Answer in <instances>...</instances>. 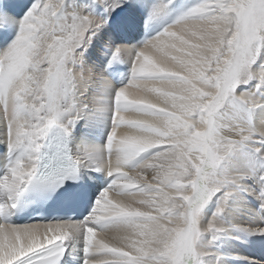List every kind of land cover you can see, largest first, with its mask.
<instances>
[{
    "label": "snow or ice",
    "instance_id": "obj_1",
    "mask_svg": "<svg viewBox=\"0 0 264 264\" xmlns=\"http://www.w3.org/2000/svg\"><path fill=\"white\" fill-rule=\"evenodd\" d=\"M141 9L154 35L105 37ZM0 137V264H227L231 233L264 236L226 220L264 213V0H0ZM94 173L83 220L14 219L86 206Z\"/></svg>",
    "mask_w": 264,
    "mask_h": 264
},
{
    "label": "bare ground",
    "instance_id": "obj_2",
    "mask_svg": "<svg viewBox=\"0 0 264 264\" xmlns=\"http://www.w3.org/2000/svg\"><path fill=\"white\" fill-rule=\"evenodd\" d=\"M147 3L151 4L152 0H146ZM119 17V13L114 14ZM147 17V9H141L138 11L136 18L132 21H122L120 19L113 25H111L108 29H106L104 35L107 37L108 34H112L115 39V43L118 45H138L146 38L151 37L155 34V31L158 30L154 27L152 31H146L145 28V19ZM97 48H99V43H97ZM94 56H99L102 61H106L107 57L100 56V54L93 50ZM122 67L120 69L119 67ZM117 68V71L113 73V77H109L111 82L119 87L122 83L127 81L128 73H130V64H116L114 65ZM129 93L133 96L142 95L135 88H129ZM156 94H152L155 96ZM151 99V96L148 97ZM155 102V101H154ZM126 120L128 119H138L140 118L136 114L132 113H121ZM117 141L122 138V134H133L132 130L128 128V126L123 125L117 130ZM106 135L107 132L97 138L96 143H105V151L106 148ZM2 138V137H0ZM105 140V141H104ZM2 147V146H0ZM3 163V156L0 154V165ZM127 171V169H125ZM94 175L99 177V180L95 182L93 185V193L94 200L96 196L99 194V190L106 186L108 183V178L105 173H94ZM110 198L115 199L113 194L110 192ZM250 201V202H249ZM215 201L211 203L206 209V219L210 217L215 210ZM226 220L229 224L235 223L243 226H256L259 225L264 227V213H260L257 211V203L250 198L245 199L243 196L237 197L233 203L232 208L230 209L229 214L226 216ZM17 222V221H16ZM41 222L42 221H35ZM31 222V223H35ZM17 223H20L19 221ZM24 224V223H20ZM102 234L97 233V239L100 238ZM235 237H238L236 239ZM264 236H248L244 233L233 232L231 236L225 238L222 241L221 251L225 252L229 261L227 264H248V261L244 258H250L253 260L260 261V264H264Z\"/></svg>",
    "mask_w": 264,
    "mask_h": 264
},
{
    "label": "rangeland",
    "instance_id": "obj_3",
    "mask_svg": "<svg viewBox=\"0 0 264 264\" xmlns=\"http://www.w3.org/2000/svg\"><path fill=\"white\" fill-rule=\"evenodd\" d=\"M262 240H264V239H262Z\"/></svg>",
    "mask_w": 264,
    "mask_h": 264
}]
</instances>
